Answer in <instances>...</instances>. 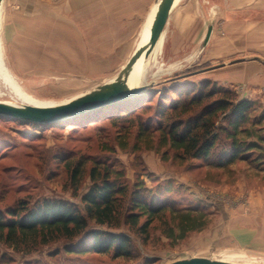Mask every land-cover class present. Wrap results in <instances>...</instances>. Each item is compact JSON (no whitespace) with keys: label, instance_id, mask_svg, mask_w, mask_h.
I'll use <instances>...</instances> for the list:
<instances>
[{"label":"rangeland","instance_id":"obj_1","mask_svg":"<svg viewBox=\"0 0 264 264\" xmlns=\"http://www.w3.org/2000/svg\"><path fill=\"white\" fill-rule=\"evenodd\" d=\"M157 1L2 0L0 102L56 106L122 78ZM181 1L186 0H174L173 5ZM197 1L202 7L192 22L201 19L205 35L196 44L177 45L174 42L182 40L177 38L169 46L174 28L167 20L153 52L138 62L135 84L148 88L131 115L120 116L119 105L45 125L0 117V214L45 199L62 200L83 213L81 199L91 186L90 169L97 167L110 172V181L129 187L141 183L156 204H167L174 215L153 221L147 234L138 229L145 220L140 217L137 225L121 220L118 228L90 221L86 232L71 241L56 238L29 252L0 243V264H171L194 257L264 264V166L237 161L227 168H212L203 161L178 159L158 145L153 132L138 134L139 128L156 124L162 101L169 103L175 97L171 87L197 85L205 81L201 72L253 55L244 49L242 33V51L222 60L213 58L210 38L222 37L231 21L218 18L222 0ZM263 10L264 0H241V25L254 24ZM192 22L188 24L194 30ZM229 47L225 44L223 50L227 53ZM207 81L246 100L244 87ZM250 101L259 106L251 114L257 120L264 101ZM253 128L264 135V119ZM251 156L253 160L256 153ZM76 168L78 179L73 177ZM123 210L130 212L125 206ZM187 211L203 214L206 224L181 240L169 238L170 229L179 234L177 215ZM94 233L103 238L124 235L130 240L132 256L116 258L112 250H93Z\"/></svg>","mask_w":264,"mask_h":264},{"label":"trees","instance_id":"obj_2","mask_svg":"<svg viewBox=\"0 0 264 264\" xmlns=\"http://www.w3.org/2000/svg\"><path fill=\"white\" fill-rule=\"evenodd\" d=\"M146 90L102 108L121 105L120 116H129L134 107L143 102ZM171 91L175 97L169 103L159 98L163 103L158 108L156 124L139 128L138 134L153 132L158 145L173 151L178 159L203 161L212 168H227L237 161H255L256 165L264 166V135L260 134V129L253 128L264 119V110L257 120L251 119V114L259 108L254 101L240 100L235 92L207 80L197 85L171 87ZM94 111L77 117L92 116ZM253 153L256 156L252 160ZM79 175L80 170L76 168L73 177L78 179ZM89 176L90 189L81 199L83 213L81 209L57 199H45L32 207L19 205L10 208L5 212L6 217L0 214V243L16 250L23 247L24 252H29L56 238L71 241L86 232L90 221L118 228L121 220L135 226L140 217H145V220L138 229L147 234L153 221L163 219L167 214L174 215L167 204H156L155 198L142 189L141 183L129 187L110 181V172L97 167L90 169ZM124 206L130 209L129 213H125ZM177 217L179 234L175 236L170 229L168 237L178 240L201 229L207 221L203 214L196 212L187 211ZM91 245L93 250L102 253L112 250L116 258L132 256L130 240L124 235L103 238L94 233Z\"/></svg>","mask_w":264,"mask_h":264},{"label":"crops","instance_id":"obj_3","mask_svg":"<svg viewBox=\"0 0 264 264\" xmlns=\"http://www.w3.org/2000/svg\"><path fill=\"white\" fill-rule=\"evenodd\" d=\"M200 4L197 0H194V2L186 0L172 6L168 20L170 19L172 22L174 34L170 37V40L167 38L169 46L177 38L182 39L174 42L177 45L196 44L205 35L206 24L201 19L192 22L193 16L198 15L201 11L202 3ZM225 4L230 8L225 9L223 7ZM221 6L222 11L218 15L220 22L226 20L227 22L231 21L232 24H230L231 22L227 24V30L222 37L219 35L217 37L211 36V56L222 60L231 54L237 53L238 49L241 48L239 43L241 42L242 33L244 49L253 55L250 58H245V61H240L242 57H239L237 62L228 66H219L220 63H218L216 67L201 72L202 77L200 79L211 80L225 87H244L243 97L246 100L258 99L264 101V14L254 17L255 23L245 27L239 21L241 18L239 15L241 0H222L218 2L217 9H220ZM258 11H261L260 8H257ZM190 22L195 24L194 30H192V26H189L188 23ZM222 24L224 25V22ZM225 44H229V48L232 50L226 53L223 50Z\"/></svg>","mask_w":264,"mask_h":264},{"label":"water","instance_id":"obj_4","mask_svg":"<svg viewBox=\"0 0 264 264\" xmlns=\"http://www.w3.org/2000/svg\"><path fill=\"white\" fill-rule=\"evenodd\" d=\"M2 0H0L1 6ZM174 0H160L149 28L146 44L137 49L124 68L122 78L106 83L84 96L61 105L50 107L17 106L0 102V117L17 119L31 124H52L71 119L104 106L133 98L148 87L125 83V76L142 56L147 59L159 41L171 12ZM171 264H234L226 261L194 257L175 261Z\"/></svg>","mask_w":264,"mask_h":264},{"label":"bare ground","instance_id":"obj_5","mask_svg":"<svg viewBox=\"0 0 264 264\" xmlns=\"http://www.w3.org/2000/svg\"><path fill=\"white\" fill-rule=\"evenodd\" d=\"M159 1L158 0L155 5L153 6L144 26L142 29V33L138 42V46L137 49L141 48L142 46H144V44H146L147 40H148V36H149V28L151 25V22L154 18V14L158 9L159 6ZM145 58L142 56L141 58L138 59V61L136 62L135 65H133V67H131V69L129 70V72L127 73V75L125 76V83L127 84H135V81L137 80V72H138V62L139 61H144ZM21 106H29V105H21ZM35 107H50V106H35Z\"/></svg>","mask_w":264,"mask_h":264}]
</instances>
